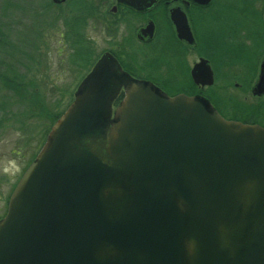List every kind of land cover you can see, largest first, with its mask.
<instances>
[{"label":"water","instance_id":"95a60500","mask_svg":"<svg viewBox=\"0 0 264 264\" xmlns=\"http://www.w3.org/2000/svg\"><path fill=\"white\" fill-rule=\"evenodd\" d=\"M171 20L195 44L185 13ZM190 74L214 85L206 59ZM252 93L264 96V59ZM0 264H264V128L169 97L104 54L10 199Z\"/></svg>","mask_w":264,"mask_h":264},{"label":"rangeland","instance_id":"374dc122","mask_svg":"<svg viewBox=\"0 0 264 264\" xmlns=\"http://www.w3.org/2000/svg\"><path fill=\"white\" fill-rule=\"evenodd\" d=\"M115 5L116 0H68L63 5H55L52 0H0V74H4L3 79L0 77V197L19 171V165H22V161L13 154L18 151L25 138L21 132L22 117H27L31 112L37 117L40 112L47 121L46 128L49 127L55 116L73 101L79 83L89 73V57L85 56V49H80L83 57H77L80 47L77 43L81 42L77 36L90 40L89 48L98 58L109 51L120 57L124 42L130 44L131 36L124 39L126 31L118 28L119 21L126 23V20H122L121 12L112 13ZM216 7L215 15L227 27L232 28L233 24L240 26L248 19L244 18L248 14L243 16L236 12L245 7L248 10L244 0H219ZM254 8L264 18L262 1L256 2ZM95 15L100 16V20ZM219 25L217 24L218 28ZM214 28L217 29L216 26ZM193 29L195 30L194 25ZM166 35L171 41V34ZM175 46L166 42L162 51L154 49V53H151L157 58L148 59L159 69L155 75L160 77L151 79L155 82L160 80L169 93L173 92L167 85L170 84V70L186 65L183 58L179 60L172 55ZM197 51V48L192 47L180 50L185 60H188L190 69L198 62ZM263 57L264 54L260 60ZM142 59L133 58L131 62L134 66L148 68L150 62ZM242 69L239 67L236 70ZM125 71L129 73L130 70ZM138 71L144 77H150L148 70ZM190 72L186 68L182 71V76H177V80L189 83ZM259 74L260 70H256L255 77L244 85L237 78L232 80L228 88L224 89L225 94L249 105H262L264 97L257 98L252 94ZM6 82L13 86L5 85ZM191 84L195 86L192 80ZM224 85L223 80L218 81L216 78L212 90L216 88L221 93ZM226 114L233 116L231 113ZM31 129L38 136L37 125H32ZM21 154L27 155L22 150ZM3 207L4 203L0 199V210Z\"/></svg>","mask_w":264,"mask_h":264},{"label":"trees","instance_id":"16d2710c","mask_svg":"<svg viewBox=\"0 0 264 264\" xmlns=\"http://www.w3.org/2000/svg\"><path fill=\"white\" fill-rule=\"evenodd\" d=\"M257 1H262L264 3V0H244L245 4L248 5V10L245 7L244 9L236 11L243 16L245 13L248 14L247 17H244L248 18L247 21L240 26L233 24L232 28L227 27L226 24L215 15V9H217L216 6L219 0L216 2L214 1L212 6L205 8L206 10H203V13L194 17V26L199 42V53L212 61L216 69L217 80H223L225 85L224 87L222 86L221 93L220 91H216V88L215 90H212V88L206 89V91H208L206 92L205 90L193 86L191 84V79H189L190 82L188 81L189 83L187 84L186 80H183V82L178 81L177 76H182L183 70H177V73L176 70H170V84L167 83V85L173 91L169 93L171 96L178 93H184L189 96L202 95L208 98L212 104L218 108L219 113L228 120L240 121L251 125H264V102L260 106L249 105L240 102L237 98L233 99L229 97L224 91L225 88H228L232 80L236 78L240 80L242 85L249 83L250 80L255 77V69L259 57L264 54V23L261 14L254 8ZM99 17L100 16L95 15V18L98 20H100ZM217 24H220L219 28ZM227 25H229V23H227ZM215 26L217 29L214 28ZM80 27L82 28V24H80ZM77 38L81 41L77 43V46H80L77 51V57L82 58L83 53L80 52V49H85L84 54L87 53L85 56L89 57L87 69L90 71V68L98 60V56H94V54L90 52V48L86 46V39L79 36H77ZM83 43H85L84 47ZM236 67H241L243 70H234ZM148 71L150 72V77L146 78L157 76L155 75L157 70ZM3 75V73L0 74V77L2 78ZM158 84L163 86L160 80ZM5 85L10 87L13 86L8 84V82H6ZM122 97L119 100H121ZM226 112L233 114V116L229 117Z\"/></svg>","mask_w":264,"mask_h":264},{"label":"flooded vegetation","instance_id":"af4514ba","mask_svg":"<svg viewBox=\"0 0 264 264\" xmlns=\"http://www.w3.org/2000/svg\"><path fill=\"white\" fill-rule=\"evenodd\" d=\"M214 1L215 0H213L207 6H203L195 3L194 0H157L156 3H154L149 8L146 7L148 6L147 4H141V7H144V9L139 10L129 5L119 3L118 0H116V5L113 7L112 13L116 14L118 12H121V17L123 18L122 20H126V23H124L123 21L122 22L119 21L118 28H121L120 31L122 30L126 31L124 39H128V37L131 36L129 40L130 44L127 45V43L125 42L123 44L124 45L123 50H121L120 52L122 54V56L120 57L122 58H118L119 59L118 61L122 66L123 70H130V71L133 70L131 73L129 71L132 77H134L137 80L152 82L154 85L158 87L157 89L159 91L162 90L163 92L171 96V94H169V92L166 91L163 86H160L158 82L153 81L151 78L144 77L143 75H141L142 73L138 71V70H159L157 67L154 66V64H151L152 61L148 59L150 57L157 58L155 56H152L151 53H154V49L157 51L158 50L162 51L166 42L172 43L174 46L176 45L175 49L172 51V55L174 57L177 56L178 59L183 58L185 62L184 65L186 64L185 67H179L176 70H186V68L187 70H193L194 66L201 59L208 60L212 70H216L212 61L209 58H206L205 56L199 53V42L197 39V32L196 30L193 29V25L195 24L193 20L194 17L203 13L202 11L206 10L205 8L212 6ZM176 9H180L187 16L196 41L195 44L189 45L186 42L180 41L178 39L176 28L171 20V13ZM262 19L264 23V18L262 17ZM133 23L134 25L132 26ZM114 25L116 24L114 23ZM150 29H151V33H150ZM166 34H171V41H169V38L167 39ZM90 44H91L90 40H86V46L91 48ZM186 47L189 48L192 47L198 49L197 51L199 54L198 62L194 63L191 69L188 60L186 61L185 57L180 52V50H183ZM140 57L141 59L143 58L142 59L143 61L148 60L147 62H150L148 68L143 69L141 67L134 66V63L132 64L131 61L133 60V58L140 59ZM169 58H171V55L169 56ZM260 58L261 57H259L258 59L255 70H260V66L264 57L261 60ZM237 68L239 67H236L235 70ZM204 99L208 105L218 110L217 107L211 104L212 102L208 98H204ZM118 105L119 103L116 105V107ZM31 113H29L27 117L23 116L20 121L22 128L21 132L23 133L25 138L22 141V145L19 147L18 151L17 152L14 151L13 154L16 155L17 158L20 159V161H22V165H19V171L17 172L15 177L12 178L11 183L8 186V189L4 191L0 197V199L4 203V207L0 210V221L5 217L8 211L9 200L15 187L23 177L28 167L36 160L38 154L41 152L43 146L46 143L48 134L52 129V126L54 125V123H56V121L59 120L63 112H61L58 116H55L54 121L51 122V124L47 128H46L47 121L43 118L40 112L38 113L37 117L33 116L34 114ZM32 125L34 126L37 125L38 136L34 135L36 134V131L31 129ZM21 150L27 153V155L24 156L23 154H21Z\"/></svg>","mask_w":264,"mask_h":264}]
</instances>
